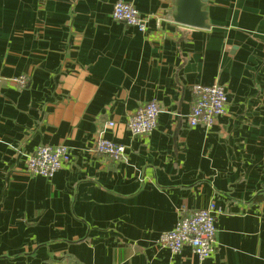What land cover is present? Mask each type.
I'll use <instances>...</instances> for the list:
<instances>
[{"label": "crops", "instance_id": "crops-1", "mask_svg": "<svg viewBox=\"0 0 264 264\" xmlns=\"http://www.w3.org/2000/svg\"><path fill=\"white\" fill-rule=\"evenodd\" d=\"M116 1L0 0V264H264V0H209L208 28L170 20L174 0H125L146 31ZM214 83L225 113L190 126L194 85ZM152 99L157 128L133 135ZM100 134L125 158L97 152ZM41 145L71 150L50 179L26 167ZM212 203L210 257L160 244Z\"/></svg>", "mask_w": 264, "mask_h": 264}, {"label": "built area", "instance_id": "built-area-1", "mask_svg": "<svg viewBox=\"0 0 264 264\" xmlns=\"http://www.w3.org/2000/svg\"><path fill=\"white\" fill-rule=\"evenodd\" d=\"M112 15L115 20L129 26H135L140 31H146L149 17L143 16L131 3L117 0L113 7ZM8 84L22 90L27 87V76L12 77ZM7 84L0 74V86ZM229 101L226 88L220 83L211 85L196 84L193 87V102L188 117L190 126L212 127L216 120L225 113ZM161 104L157 99H152L141 105L128 119L127 129L133 135L151 134L158 125ZM114 126L113 121L108 122ZM95 149L102 155L115 161H120L126 156L125 145L99 135ZM26 167L31 175H41L52 178L55 173L71 163V150L68 146L41 145L34 151L26 154ZM218 209L214 203L204 209L182 211L173 229L161 233L160 244L168 247L174 253L190 245L198 255L200 262L210 257L216 248V219Z\"/></svg>", "mask_w": 264, "mask_h": 264}, {"label": "water", "instance_id": "water-1", "mask_svg": "<svg viewBox=\"0 0 264 264\" xmlns=\"http://www.w3.org/2000/svg\"><path fill=\"white\" fill-rule=\"evenodd\" d=\"M175 9L170 13V20L196 28H208L209 0H174Z\"/></svg>", "mask_w": 264, "mask_h": 264}]
</instances>
